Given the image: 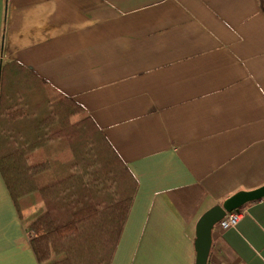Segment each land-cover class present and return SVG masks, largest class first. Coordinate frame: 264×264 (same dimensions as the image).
<instances>
[{"label": "crops", "instance_id": "0c3cea01", "mask_svg": "<svg viewBox=\"0 0 264 264\" xmlns=\"http://www.w3.org/2000/svg\"><path fill=\"white\" fill-rule=\"evenodd\" d=\"M13 60L86 107L139 180L111 264H196L201 216L264 184V0H0ZM243 210L208 264H264V198ZM0 264H41L1 172Z\"/></svg>", "mask_w": 264, "mask_h": 264}, {"label": "trees", "instance_id": "16d2710c", "mask_svg": "<svg viewBox=\"0 0 264 264\" xmlns=\"http://www.w3.org/2000/svg\"><path fill=\"white\" fill-rule=\"evenodd\" d=\"M0 172L41 264L112 263L139 180L86 107L15 60L0 62Z\"/></svg>", "mask_w": 264, "mask_h": 264}, {"label": "water", "instance_id": "95a60500", "mask_svg": "<svg viewBox=\"0 0 264 264\" xmlns=\"http://www.w3.org/2000/svg\"><path fill=\"white\" fill-rule=\"evenodd\" d=\"M264 198V184L250 190H239L227 197L221 204L207 210L197 225V263L208 264L213 243L212 232L216 224L228 213L238 210L250 202Z\"/></svg>", "mask_w": 264, "mask_h": 264}, {"label": "built area", "instance_id": "2783aa9c", "mask_svg": "<svg viewBox=\"0 0 264 264\" xmlns=\"http://www.w3.org/2000/svg\"><path fill=\"white\" fill-rule=\"evenodd\" d=\"M244 216V210L243 207L238 209V210H234L232 212H228L220 221H219V225L221 228L223 229H228L231 227H235L238 222L243 218Z\"/></svg>", "mask_w": 264, "mask_h": 264}]
</instances>
